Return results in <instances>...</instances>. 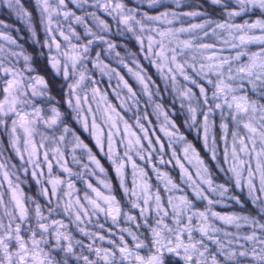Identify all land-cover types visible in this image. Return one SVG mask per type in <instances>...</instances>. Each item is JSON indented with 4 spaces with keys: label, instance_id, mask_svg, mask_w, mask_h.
Masks as SVG:
<instances>
[{
    "label": "snow or ice",
    "instance_id": "obj_1",
    "mask_svg": "<svg viewBox=\"0 0 264 264\" xmlns=\"http://www.w3.org/2000/svg\"><path fill=\"white\" fill-rule=\"evenodd\" d=\"M0 264H264V0H0Z\"/></svg>",
    "mask_w": 264,
    "mask_h": 264
},
{
    "label": "trees",
    "instance_id": "obj_2",
    "mask_svg": "<svg viewBox=\"0 0 264 264\" xmlns=\"http://www.w3.org/2000/svg\"><path fill=\"white\" fill-rule=\"evenodd\" d=\"M126 71V70H125ZM97 78L99 79V74L97 75ZM105 79V81H106V77L104 78ZM113 84H115V81H113ZM109 91H110V89H109Z\"/></svg>",
    "mask_w": 264,
    "mask_h": 264
}]
</instances>
